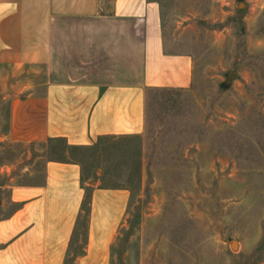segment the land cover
Masks as SVG:
<instances>
[{
  "label": "rangeland",
  "instance_id": "1",
  "mask_svg": "<svg viewBox=\"0 0 264 264\" xmlns=\"http://www.w3.org/2000/svg\"><path fill=\"white\" fill-rule=\"evenodd\" d=\"M152 1L171 50L194 57L195 81L151 95L145 137L88 149L11 144L13 101L47 75L0 68V219L16 209L15 188L47 162L75 161L101 188L132 193L113 264H264V0ZM92 189L72 253L87 239Z\"/></svg>",
  "mask_w": 264,
  "mask_h": 264
},
{
  "label": "crops",
  "instance_id": "2",
  "mask_svg": "<svg viewBox=\"0 0 264 264\" xmlns=\"http://www.w3.org/2000/svg\"><path fill=\"white\" fill-rule=\"evenodd\" d=\"M166 31L152 0H0V68L47 75L13 101L5 140L88 149L145 137L151 95L195 81L194 57L172 51ZM89 187L87 239L72 253ZM11 202L16 209L0 219V264H113L132 193L101 188L81 163L54 160L15 188Z\"/></svg>",
  "mask_w": 264,
  "mask_h": 264
},
{
  "label": "water",
  "instance_id": "3",
  "mask_svg": "<svg viewBox=\"0 0 264 264\" xmlns=\"http://www.w3.org/2000/svg\"><path fill=\"white\" fill-rule=\"evenodd\" d=\"M233 77H235V75L230 76V79L233 78ZM234 248H236V245H234Z\"/></svg>",
  "mask_w": 264,
  "mask_h": 264
}]
</instances>
